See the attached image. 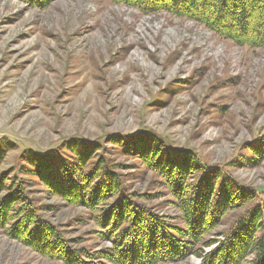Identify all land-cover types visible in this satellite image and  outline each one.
Instances as JSON below:
<instances>
[{"label":"rangeland","instance_id":"1","mask_svg":"<svg viewBox=\"0 0 264 264\" xmlns=\"http://www.w3.org/2000/svg\"><path fill=\"white\" fill-rule=\"evenodd\" d=\"M138 138L191 152L256 193L245 207L221 210V225H210L203 244L217 241L264 203V50L118 0H0V178H14L29 152L59 151L71 160L69 142L84 140L101 147L96 159L135 201L175 235L186 231L168 176L125 146ZM19 175L24 199L71 250L64 259L22 242L13 219L0 217V264H112L117 227L102 218V207L73 204L36 176ZM204 246L205 253L216 247ZM164 260L158 264L201 263L196 254Z\"/></svg>","mask_w":264,"mask_h":264},{"label":"trees","instance_id":"2","mask_svg":"<svg viewBox=\"0 0 264 264\" xmlns=\"http://www.w3.org/2000/svg\"><path fill=\"white\" fill-rule=\"evenodd\" d=\"M118 1L145 14L168 13L194 21L237 45L264 50V0ZM154 145L150 146L144 138L125 143L129 152L143 155L145 160L149 159L150 166L168 176L171 192L187 225V230L178 235L146 206L135 201L133 193L125 191L120 176L105 161L96 159L101 147L84 140L69 142L67 149L74 156L71 160L64 153L59 155V151L49 156L25 154L19 169H14V178L10 174L0 178V194L6 193L0 201V217L6 222L14 221L12 231L22 242L56 252V257L65 259L70 254L67 241L56 227L40 218L33 203L24 199L28 194L19 174L34 175L54 190L56 196L73 204L84 203L93 210L103 208L102 218L117 227L116 253L107 257L112 264H158L168 256L184 259L192 254L200 258V264H264L262 202L254 203L230 230L219 233L217 241L203 244L210 225L215 228L221 225L225 214L222 209L227 212L239 205L245 207L256 200V193L241 187L219 168L202 166L191 152L177 155L161 143ZM3 156L0 154V160ZM191 175L197 177L188 188L186 183ZM214 245L207 253L201 249Z\"/></svg>","mask_w":264,"mask_h":264}]
</instances>
